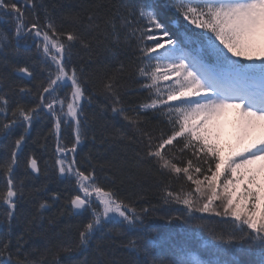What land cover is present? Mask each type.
Instances as JSON below:
<instances>
[{
	"label": "snow or ice",
	"instance_id": "obj_1",
	"mask_svg": "<svg viewBox=\"0 0 264 264\" xmlns=\"http://www.w3.org/2000/svg\"><path fill=\"white\" fill-rule=\"evenodd\" d=\"M100 7L85 18L45 0H0V20L12 25L11 35L0 30V139L8 141L0 158V264H62V255L89 249L95 258L74 264H169L153 254L159 237L147 218L157 206L138 208L136 200L102 183L90 152L83 164L77 159L82 145L96 140L85 113L96 94L88 91L84 68L72 63L73 48L79 44L91 60L94 40L97 47L110 41L112 48L130 50L129 65L121 62L106 75L99 93L107 102L98 105L100 111L110 107L124 122L121 128L112 126V139L137 145L138 161L156 169L159 201L174 213L160 218L182 231L184 225L194 226L187 236L195 246L169 242L176 257L171 264H240L239 255L254 249L256 264H264V0H131L107 16L99 15ZM20 41L34 43L40 59L12 64L9 53L31 59ZM13 74L33 83L13 80ZM126 75L147 93L145 101L123 100ZM230 112L234 143L225 151L221 133ZM150 115L162 125L158 134L144 127ZM42 120L51 123L45 139L55 138L54 164L45 161L43 170L40 158L24 154L31 129ZM41 175L39 186L26 184L25 178ZM53 180L69 187L63 193L49 191ZM62 196L61 214L83 217L77 235L42 250L26 249L37 217ZM37 197L36 214L14 236L21 201ZM132 230L139 235L123 245L131 258L111 259L101 246L104 236Z\"/></svg>",
	"mask_w": 264,
	"mask_h": 264
},
{
	"label": "trees",
	"instance_id": "obj_2",
	"mask_svg": "<svg viewBox=\"0 0 264 264\" xmlns=\"http://www.w3.org/2000/svg\"><path fill=\"white\" fill-rule=\"evenodd\" d=\"M131 0H45V3L51 5L53 3L60 4L62 11H80L86 18L88 11H94V6L99 4L101 7L98 9L100 16H107L110 14V9L114 10V6H118L123 3H130ZM31 20V16L28 17ZM58 25L61 23L58 19ZM65 28H71L72 25L69 22H63ZM117 27L119 28V21H117ZM104 31L110 32L109 26L101 25ZM0 30L7 32L9 35L12 33V25L7 20H0ZM90 37H96L97 39H103V36L98 32L87 33ZM107 46V47H106ZM19 47L23 51L25 47L29 49L31 59L20 56L14 57L10 53L7 59L12 63L19 66L25 64H33L40 59L39 54L36 51L35 44L31 41L27 43L24 41L19 42ZM94 52L92 59L89 60L85 50L80 48L77 44L73 48L72 63L79 69L84 68L83 76L87 79V88L90 93H95L96 103L85 107V113L89 117L92 131L95 134V142L88 141L82 145L81 150L77 156L78 161L82 164L83 158L86 153L91 154L92 163L97 165V175L100 181L106 185L112 186L122 197L127 199L136 200L137 207H143L145 205H156L157 211L155 215H150L147 218V222H151L157 236L159 237V246L154 249L153 254L158 258H163L171 264L176 259L173 252L169 248V242L182 243L187 242L194 246L195 241L189 239L187 234L195 231L194 226L176 224H168L166 220L160 217L168 211L170 214H174L171 210L164 208L159 201V187L157 184L158 173L154 167H151L147 162H139L138 157L135 155L134 149L137 145L130 143L128 140H113L111 132L113 131V125L116 128L123 126V121L119 117H113L110 107L106 112H101L98 105L106 104L104 97L100 95V89L102 87L103 79L106 75H110L117 66L123 62L125 66L129 65L130 50L123 48H112L110 41H105L104 44L98 47L93 41ZM108 48H112L111 51ZM3 54L0 53V59H3ZM4 71H10V69H3ZM36 72L39 76L40 68L37 64ZM13 80H17L20 83H28L29 86L33 82H29L26 79L20 81L19 76L12 75ZM126 87L122 89V98L126 103H139L145 101L147 93L139 90L140 85L135 82L134 76H125ZM162 125L158 124L157 119L151 115L148 117L144 127L147 130L155 129V134H158V129ZM51 123L48 120L37 121L31 133L28 136V143L24 148V154L29 152L34 153L40 158V164L42 170L46 167L45 161L49 165L54 164V150H55V138L54 136H47L45 139ZM21 130L17 129L15 135H19ZM128 134L132 135L131 130H128ZM107 137V139H105ZM104 143H101V140ZM8 141L0 139V158L5 155V148ZM46 145L41 147V145ZM91 150V151H90ZM23 159V157H22ZM103 165L101 168L100 166ZM51 172V168L48 169ZM19 176L24 177L23 169L21 168ZM34 177V174H33ZM111 177V179H108ZM28 186H39L44 182V176L39 178H25ZM69 185L66 181H50L48 183L49 191L64 192ZM142 198V199H141ZM41 197L35 199H28L21 201L18 211L20 212V221L14 222L13 234H19L23 231L26 218L31 219L36 214ZM65 207L63 196L61 200L52 204L49 209L42 210L40 216L37 217L35 224L32 227L31 234L26 237L28 239L27 248L36 247L43 249L48 243L55 244L57 240L65 237H75L77 235V227L80 225L83 217H77L69 215L67 212L61 214V209ZM173 209L177 206H172ZM42 217V219H41ZM51 221V223H49ZM214 223L215 218H211ZM109 227L119 228V225H109ZM139 235L135 230L124 232L123 234H111L104 236L101 242L103 249L109 252L111 259L115 261H127L131 257L125 250L123 245L127 241L134 239ZM205 239H207V233H203ZM97 238L100 239V234H97ZM207 257V253L203 254ZM95 258V253L89 249L83 254L62 255L60 257L62 264H74L76 260L87 259L92 261ZM51 259V257H48ZM251 255L246 261L250 262ZM241 261V260H240Z\"/></svg>",
	"mask_w": 264,
	"mask_h": 264
},
{
	"label": "rangeland",
	"instance_id": "obj_3",
	"mask_svg": "<svg viewBox=\"0 0 264 264\" xmlns=\"http://www.w3.org/2000/svg\"><path fill=\"white\" fill-rule=\"evenodd\" d=\"M233 114L234 113H229V116L224 122L223 128H222V133H221V142L225 145V151L228 150V145L232 144L234 142L233 138V124H232V119H233Z\"/></svg>",
	"mask_w": 264,
	"mask_h": 264
}]
</instances>
